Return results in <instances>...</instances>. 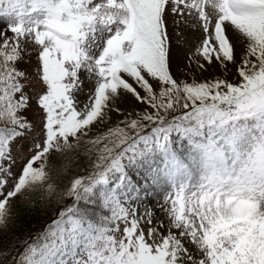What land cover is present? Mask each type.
Instances as JSON below:
<instances>
[{
  "label": "snow or ice",
  "instance_id": "snow-or-ice-1",
  "mask_svg": "<svg viewBox=\"0 0 264 264\" xmlns=\"http://www.w3.org/2000/svg\"><path fill=\"white\" fill-rule=\"evenodd\" d=\"M242 96L264 107V0H0V218L44 179L51 148L76 138L97 154L34 239L0 240V264H264V228L233 230L169 193L144 204L125 186L126 161L163 148L190 108ZM98 185L112 188L110 218L74 219Z\"/></svg>",
  "mask_w": 264,
  "mask_h": 264
},
{
  "label": "rangeland",
  "instance_id": "rangeland-1",
  "mask_svg": "<svg viewBox=\"0 0 264 264\" xmlns=\"http://www.w3.org/2000/svg\"><path fill=\"white\" fill-rule=\"evenodd\" d=\"M220 78L237 82V77L230 73L222 74ZM81 79L83 90L78 99L83 104L89 99L92 84L84 74ZM191 79L189 75L188 80ZM253 103L252 99L243 96L225 104L212 100L197 103L195 108L183 114V131L173 130L168 142L159 141L163 148L157 144L149 145L150 151L141 149L143 158L138 156L133 162L126 161L125 186L129 191L135 188L137 191L132 193L133 197L138 196L144 204L149 200L156 204L169 193L181 197L196 212L226 220V226L233 230L264 228V107H249ZM201 108L203 111L197 112ZM115 115L113 112V120L118 123ZM68 143L67 147L72 146L75 151L84 150L95 168L97 154L89 151L86 141L72 138ZM61 146L65 149L64 145ZM24 150L32 151L30 142ZM52 153L50 149L47 163ZM68 154L64 153L67 157ZM158 174L160 182L153 185V177ZM80 175L76 178L84 176ZM32 183L35 182H29L27 186ZM96 189L104 202L112 191L111 187L103 185ZM88 197L86 194L80 200ZM66 200L62 204L63 210L71 203ZM79 201H74L75 205ZM103 207L111 216L110 207L105 203ZM155 211L159 213L158 205ZM159 214L163 217V213ZM164 223L167 224L166 218Z\"/></svg>",
  "mask_w": 264,
  "mask_h": 264
},
{
  "label": "trees",
  "instance_id": "trees-1",
  "mask_svg": "<svg viewBox=\"0 0 264 264\" xmlns=\"http://www.w3.org/2000/svg\"><path fill=\"white\" fill-rule=\"evenodd\" d=\"M69 145L68 143L67 146ZM67 146L65 149L63 146L53 147V155L48 163L46 160L43 170L44 179L28 186L26 183L21 192L8 202L5 210L7 212L0 221V240L10 243V248L12 245L19 247L25 239H34L46 216H55L57 208L63 210L62 204L67 200L65 198L62 201L58 194L68 192L76 180H84L95 171L84 150L78 152L74 147ZM61 151L63 153L60 155ZM65 152L70 153L68 157L64 155ZM80 174L84 176L76 178ZM98 186L93 188L86 200L82 199L76 205L74 202V207L72 204L78 218L90 221L95 226H101L110 218L109 210L106 211L103 207L105 202L96 189ZM50 187L53 189L51 192Z\"/></svg>",
  "mask_w": 264,
  "mask_h": 264
}]
</instances>
